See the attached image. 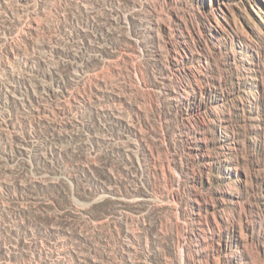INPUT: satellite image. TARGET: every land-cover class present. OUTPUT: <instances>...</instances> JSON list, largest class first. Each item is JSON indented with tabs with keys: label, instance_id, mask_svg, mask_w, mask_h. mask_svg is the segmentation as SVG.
I'll return each instance as SVG.
<instances>
[{
	"label": "rangeland",
	"instance_id": "rangeland-1",
	"mask_svg": "<svg viewBox=\"0 0 264 264\" xmlns=\"http://www.w3.org/2000/svg\"><path fill=\"white\" fill-rule=\"evenodd\" d=\"M0 264H264V0H0Z\"/></svg>",
	"mask_w": 264,
	"mask_h": 264
},
{
	"label": "bare ground",
	"instance_id": "bare-ground-1",
	"mask_svg": "<svg viewBox=\"0 0 264 264\" xmlns=\"http://www.w3.org/2000/svg\"><path fill=\"white\" fill-rule=\"evenodd\" d=\"M3 117V116H2Z\"/></svg>",
	"mask_w": 264,
	"mask_h": 264
}]
</instances>
